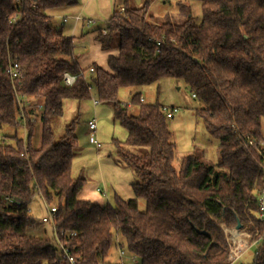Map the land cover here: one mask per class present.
Instances as JSON below:
<instances>
[{
  "label": "trees",
  "instance_id": "1",
  "mask_svg": "<svg viewBox=\"0 0 264 264\" xmlns=\"http://www.w3.org/2000/svg\"><path fill=\"white\" fill-rule=\"evenodd\" d=\"M193 1L201 5L200 18L192 13ZM77 3L0 0V129L18 127L21 119L7 74L10 58L21 64L19 92L41 104V110L27 112L25 142L23 134L0 138V264H71L56 237L52 242L28 233L35 225L30 213L35 196L56 201L59 237L80 264H103L114 242L134 264H231L226 230L239 225L251 243L260 241L250 264H264V221L258 216L264 183V0H179L183 17L167 14L162 20L148 1L118 8L106 32L96 35L109 52L106 68L95 62L83 68L76 37L53 23V11ZM16 13L20 19L10 22ZM90 67L94 71L73 85L63 83L66 71ZM162 77L184 81L201 103L196 115L219 141L218 162L195 149L175 165L164 106L142 101L137 91L132 102L138 113L131 114L132 103L119 100L121 88ZM93 90L128 130L116 151L134 171L135 197L116 194L114 204L79 196L85 179L72 173L78 119L59 138L52 126L66 100H92ZM138 198L145 199V211Z\"/></svg>",
  "mask_w": 264,
  "mask_h": 264
},
{
  "label": "rangeland",
  "instance_id": "2",
  "mask_svg": "<svg viewBox=\"0 0 264 264\" xmlns=\"http://www.w3.org/2000/svg\"><path fill=\"white\" fill-rule=\"evenodd\" d=\"M125 1H129L128 5L133 6V3L140 4L144 0H115V3L117 6H121L125 4ZM151 1L153 5L150 11L156 19L162 20L167 14H171L175 19L183 17L179 14V0ZM190 6L193 15L200 18L202 15L200 3L193 1ZM55 20L57 22L59 18ZM99 25L103 26V23H99ZM137 91L141 93V98L146 103L158 102L163 106L178 109L173 118H168V126L172 131L173 141L176 146L175 165H178V160L181 156L192 153L195 149L202 150L204 158L207 161L212 163L218 162L219 141L210 135L201 120L198 119L196 109L201 106V103L193 97L190 88L184 81H176L172 77H162L157 82L140 88H121L119 91V100L123 104L132 103V107L129 108V113L131 114L138 113V105L132 102V96ZM92 98H97L94 90L92 92ZM75 118L78 119L76 126L78 150L73 158L72 173L75 177H83L85 179L83 189L79 196L101 204H107V200L101 195V191L108 193V203L111 204L115 203L116 194L125 199L134 198L135 194L132 189V182L135 181L134 171L131 167L123 163L116 151V145L127 140L128 130L115 118L113 106L102 102H99L95 106L92 100L81 102L72 99L66 100L63 115L61 117H55L52 121L53 130L57 138L64 134L65 126ZM91 118H96L97 121V138L102 144L99 149L89 141L88 120ZM40 131V125L37 124L34 136V142L37 145L40 142ZM14 134L21 136L23 134V128L19 125L18 127H3L0 129V138L3 135L11 136ZM136 150L141 149L135 148ZM54 205L56 206V201L47 203L40 196L33 198L30 204V213L35 220V225L28 229L30 235L42 237L54 242L55 233L52 225L43 222V217L47 215V206L50 208ZM138 205L141 211H145L146 201L144 198H138ZM234 229L230 230L234 232ZM237 230L240 240L243 242L246 241L243 244L245 245L247 243V246H250L245 249L238 260L239 262L235 264H250L254 259L255 251L260 241L251 243L250 235L246 231L241 229ZM228 236L229 242L232 245V238L229 232ZM124 252V257L120 259L119 248L114 242L103 264H134L132 256L125 250Z\"/></svg>",
  "mask_w": 264,
  "mask_h": 264
},
{
  "label": "built area",
  "instance_id": "3",
  "mask_svg": "<svg viewBox=\"0 0 264 264\" xmlns=\"http://www.w3.org/2000/svg\"><path fill=\"white\" fill-rule=\"evenodd\" d=\"M25 0H17V2H21L23 3ZM124 9L122 8L121 11H123ZM21 14L20 13H16L15 15H13L10 18V22L16 23L19 19H20ZM68 17H64L63 21L66 22L68 21ZM74 20L75 21H82L83 18L80 15L74 16ZM94 20L92 19H86V23L90 24L93 23ZM106 30L102 31V33H105ZM94 68L90 67L88 69V71H80L78 74H73L69 71H66L63 74V83L66 86H71L73 85L77 78L79 76H86V74L88 72H93ZM7 74L9 76V78L12 81V85H13V89L17 95V102L19 104V108H20V125L23 128V139L24 142L26 140V133H27V112L31 109V108H36V110H41V104H33V97L32 96H27L25 94H22L19 92V90L16 87V81L19 80L22 76V68H21V64L13 59H9V64L7 66ZM195 96V95H193ZM141 100L143 101V99L141 98ZM92 102L94 105H97L99 103V101L96 98H92ZM163 111L165 112V114L167 115L168 118H173L175 113L178 111L177 108L175 107H163ZM88 129H89V141L92 144H95L96 147L99 149L101 148L102 144L101 142L98 140L97 138V129H98V125H97V121L96 118H91L88 120ZM252 144L254 143L253 140L250 141ZM25 145V149L27 151V147L26 144ZM262 167L264 168V160L262 162ZM258 204H259V219L261 221H264V183L263 186L260 190L259 196H258ZM57 212V208L56 206H51L50 208L47 206V215L43 217V222L45 223H50L53 227L54 233H55V237H56V241L57 244L59 245L61 251L64 253V255L67 257V259L69 260V262L71 264H80L78 263V259L77 257H75L71 252L69 247L60 239L58 231H57V226H56V219H55V214ZM226 232L231 234V238H232V245L230 243V254L228 257V260L230 261L231 264H235L238 262V260L241 257L242 252L249 246H247V243L244 245L243 243L246 241H242L240 240L239 236H238V230L234 229V232L231 230H226ZM236 244V245H235ZM235 245V246H234ZM119 255H120V259H122L125 255V252L122 249H119ZM133 262H135V258L132 257Z\"/></svg>",
  "mask_w": 264,
  "mask_h": 264
},
{
  "label": "crops",
  "instance_id": "4",
  "mask_svg": "<svg viewBox=\"0 0 264 264\" xmlns=\"http://www.w3.org/2000/svg\"><path fill=\"white\" fill-rule=\"evenodd\" d=\"M145 1L149 2L150 10L153 5L151 0H144L140 4L133 3L132 5L134 7H140ZM128 2L125 1V4L117 6L115 0H78L77 4L55 10L51 13L55 26H63L66 34L76 37L75 50L79 55V63L83 68L88 67L94 62L104 68L107 67V56L109 52L101 49L100 44L96 40V35L98 31L102 33V31L106 30V22L113 12L118 8L124 9L125 5L129 4ZM77 15H80L83 20L92 19L94 22L87 24L84 21H75L74 16ZM64 17H68V21L64 22ZM55 19L58 21L56 22ZM99 23H103V26H100ZM116 51V49H113L111 52L115 53ZM101 195L108 202V193L101 191Z\"/></svg>",
  "mask_w": 264,
  "mask_h": 264
},
{
  "label": "water",
  "instance_id": "5",
  "mask_svg": "<svg viewBox=\"0 0 264 264\" xmlns=\"http://www.w3.org/2000/svg\"><path fill=\"white\" fill-rule=\"evenodd\" d=\"M236 229H240V225Z\"/></svg>",
  "mask_w": 264,
  "mask_h": 264
}]
</instances>
